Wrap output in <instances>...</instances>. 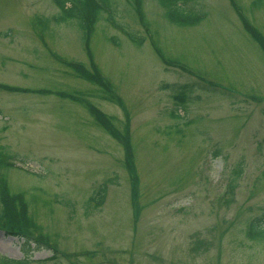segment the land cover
Returning <instances> with one entry per match:
<instances>
[{
	"label": "rangeland",
	"instance_id": "374dc122",
	"mask_svg": "<svg viewBox=\"0 0 264 264\" xmlns=\"http://www.w3.org/2000/svg\"><path fill=\"white\" fill-rule=\"evenodd\" d=\"M235 2L246 26L228 0H191L205 18L186 26L164 21L155 0H143L145 25L115 0L113 23H95L85 51L75 26L38 24L57 13L52 0H0V147L31 172L4 174L58 250L0 231V256L27 264H264V225L257 238L245 235L264 213V52L249 33L264 41V0ZM123 30L143 37L141 45ZM146 31L189 72L162 64ZM87 52L122 107L54 57L87 66ZM87 101L128 137L137 178ZM101 184V206L86 203Z\"/></svg>",
	"mask_w": 264,
	"mask_h": 264
},
{
	"label": "trees",
	"instance_id": "16d2710c",
	"mask_svg": "<svg viewBox=\"0 0 264 264\" xmlns=\"http://www.w3.org/2000/svg\"><path fill=\"white\" fill-rule=\"evenodd\" d=\"M54 5L57 8V13L51 17L39 19L38 24L43 28L47 29L50 23L54 25L64 24V25H73L80 33L81 42L85 45V49L88 47V39L90 33L94 29L95 23L100 19L103 20H113V13L116 10L115 0H52ZM128 4L130 10L134 13L138 12L143 14L141 10L143 1L142 0H125ZM158 6L163 9L162 17L164 21H169L172 24L177 26H185L188 24V21L197 20L198 12H195L193 7L183 5V7L177 5L180 0H155ZM103 14H106L103 18ZM133 14V13H132ZM243 21V20H242ZM252 40L255 41L262 51L264 52V41L261 40L257 34L249 30ZM110 38V37H109ZM127 38L134 46H140L141 38L135 37L134 35L127 34ZM115 42V39L111 37L110 39ZM116 43V42H115ZM56 56V55H55ZM90 59V69L85 68L81 64L63 62L67 68H69L73 74L91 84L97 86L100 92L103 95V98L110 100L119 107H122L121 100L112 93V89L109 83L99 74V71L96 69L95 64L92 63L91 57L88 53ZM57 58V57H56ZM57 60L60 61L59 58ZM62 62V61H61ZM2 86V85H0ZM5 90L10 92H27V90L13 89L12 87H3ZM33 92H44V91H35ZM59 97L68 98L79 102L83 99L74 97L71 94L67 93H56ZM181 101L182 99L178 97ZM88 112L93 118L95 124L103 129L107 134L112 136L115 140L121 143L124 147V158H125V167L128 171L132 172V178H135V173L132 165V150L131 143L129 142L128 137L124 132L116 130L113 123L111 122L112 118L106 116L95 107L90 105L87 102ZM128 117L125 118L127 123ZM125 130V129H124ZM14 158V157H13ZM12 159L11 156L5 154L4 149L0 147V231L6 235H14L22 238L24 240L23 245L29 247V245L34 243L35 246H40L39 241L41 239L48 240L49 237L45 234L39 233V227L34 222L33 217L30 215L28 206L29 203L25 198L23 192H11L7 185L5 174L7 170L12 169L11 163L9 160ZM232 175L237 177L240 175V165L235 166L232 171ZM137 178V177H136ZM137 183V182H135ZM234 178H231L229 183V190L231 191L234 186ZM106 188L104 184H101L97 189L88 197L86 203L94 202V206H101L105 197ZM136 189H132L131 196L134 200ZM137 198V196H136ZM134 204V203H133ZM138 211V208H135ZM264 225V213L257 218L252 219L248 225L245 235L247 238H257L263 231H260L259 227ZM36 233V237L32 239L29 238V233ZM52 240V239H51ZM50 239L49 243H52ZM55 242V241H54ZM55 254V253H54ZM82 254V253H81ZM28 261L26 257L21 260H13L4 256H0V264H27Z\"/></svg>",
	"mask_w": 264,
	"mask_h": 264
}]
</instances>
